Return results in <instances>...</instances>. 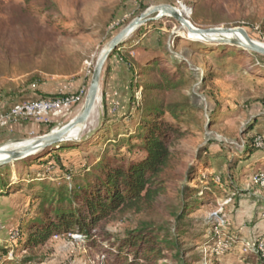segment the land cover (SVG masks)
<instances>
[{
    "label": "rangeland",
    "instance_id": "1",
    "mask_svg": "<svg viewBox=\"0 0 264 264\" xmlns=\"http://www.w3.org/2000/svg\"><path fill=\"white\" fill-rule=\"evenodd\" d=\"M143 4H148L145 10L140 0H0V104L14 103L12 93L34 78L46 82L41 86L45 94L74 95L84 90L80 105L50 123L52 131L67 125L82 109L97 61L111 40L160 5L186 7L190 11L186 19L197 29L242 28L252 40L264 44V0H145ZM214 36L192 38L171 17L139 27L106 63L100 104L80 140L62 144L77 148L50 152L51 164L33 157L0 172L13 185L6 190L0 187V248L9 249L8 260L17 264L27 257H33L28 264L112 263L105 257L106 243L95 246L78 232L74 238L57 235L33 253L25 251L20 223L34 215V195L40 189L37 185L30 190L29 180L71 182L64 178L84 175L105 151V139L114 141L117 133L125 139L137 120L120 119L128 110L130 79L123 61L145 67L156 59L184 75L188 84L173 99H189L195 106L190 111L196 125L175 146L178 154L166 174L167 194L142 215L119 217L108 225V232L117 239L147 227L165 229L164 235L175 237L183 229L178 249L166 251L158 264H264V56ZM159 40L161 46L154 53L144 50L143 46H156ZM222 51L224 59L218 57ZM149 81L138 79L140 85ZM104 89L109 115L102 103ZM137 97L142 99L143 90ZM34 138L1 141L0 146ZM252 146L257 149L254 153ZM109 148L112 156H141L125 144ZM197 199L200 202L179 224L176 215Z\"/></svg>",
    "mask_w": 264,
    "mask_h": 264
},
{
    "label": "trees",
    "instance_id": "2",
    "mask_svg": "<svg viewBox=\"0 0 264 264\" xmlns=\"http://www.w3.org/2000/svg\"><path fill=\"white\" fill-rule=\"evenodd\" d=\"M32 1L37 0H26L27 3ZM143 1L145 0H140L141 9L145 10L148 4H143ZM126 44L124 43L120 49L114 51L107 63ZM159 46H161L160 40L157 41L156 46L143 47L146 52L154 53ZM225 56L224 51L218 55L221 59ZM122 65L129 72L130 79L127 86L128 110L120 119L137 120L134 130L126 134L125 139L119 138L118 133L114 141L105 139L107 142L105 151L100 154L94 165L86 169L84 175L72 174L64 178V180L71 179V182H49L40 179L42 181L38 180L41 182L38 184L29 180L30 190L37 185L40 189L34 195L37 201L34 215L20 223L22 231L19 230V238L23 242L25 251L33 253L55 236L69 235L74 232L80 233L95 246L98 243L101 245L106 243L107 248L104 249V253L105 257L112 262L111 264H158L165 258L166 251L172 252L178 249V239L185 232L183 229H180L173 237L169 233L164 235L165 229L154 230L146 227L129 231L117 239H113L107 230L108 225L117 221L119 217L129 214L142 215L154 209L161 198L167 194L166 174L177 158L178 151L175 146L182 137L190 134L189 128L196 125V117L190 111L195 106L189 99L183 101L173 99L188 84L184 75L162 66L156 59L147 63L145 67L136 66L128 59H124ZM110 71L111 68L108 66L106 72L109 74ZM139 77H146L150 81L140 85ZM45 83L39 78L31 79L26 86L12 93L11 96L16 97L17 100L9 107L66 96L45 94L41 90V86ZM141 90H143V97L139 100L137 94ZM102 103L105 114L109 115L106 89L103 90ZM53 129V125H47L42 130L41 136L51 133ZM103 131L104 129L100 132ZM134 139L137 141L136 144L132 143ZM123 144L127 145L130 151L137 149L142 157L127 159L119 157L118 153L115 156L110 155L109 146L118 149ZM76 146L68 144L50 147L18 162L27 163L34 157L37 162L45 160L44 162L51 164V159H48L51 156L50 152L68 151L77 148ZM256 150V147L252 146L250 152L254 153ZM16 163L0 167V172L11 168ZM58 166L64 170L61 164ZM31 176L29 172L28 177ZM12 186L11 182L0 174V187L6 190ZM199 202L200 199H197L188 203L184 211L176 215L177 222L182 223L185 213ZM9 254L8 248H0L2 264H17L8 260ZM16 254L17 252L13 256ZM28 263H33V257H27L18 264Z\"/></svg>",
    "mask_w": 264,
    "mask_h": 264
},
{
    "label": "water",
    "instance_id": "3",
    "mask_svg": "<svg viewBox=\"0 0 264 264\" xmlns=\"http://www.w3.org/2000/svg\"><path fill=\"white\" fill-rule=\"evenodd\" d=\"M152 15H156L151 18ZM166 17H171L179 22L184 28L187 29L190 35L200 36L204 40H210L208 36L219 35L224 36L222 43L233 44L242 48H245L253 53L264 56V47L258 44H254L251 41L245 43L233 34L242 33L248 38V34L242 28H232V29H197L193 27L190 22L180 14L179 10L170 5H160L148 9L140 17L129 23L124 29H122L108 44L107 48L101 54L99 60L97 61L96 67L94 69L90 86L85 98L84 105L80 110L79 114L67 125L62 128L56 129L51 133L36 137L27 143L24 147H21L12 151H4L3 146H0V155L3 158L0 160V167L16 163L18 161L24 160L31 156L38 154L39 152L55 146H60L68 142H76L77 140H72L69 136L81 128H86L88 125L92 114L94 113L97 103L101 99V83L102 76L105 69V65L113 54L114 51L120 49V47L125 43L127 38L139 27L151 22L159 21ZM249 40V39H248ZM23 143V142H17Z\"/></svg>",
    "mask_w": 264,
    "mask_h": 264
},
{
    "label": "built area",
    "instance_id": "4",
    "mask_svg": "<svg viewBox=\"0 0 264 264\" xmlns=\"http://www.w3.org/2000/svg\"><path fill=\"white\" fill-rule=\"evenodd\" d=\"M85 91L74 95H66L51 100H38L16 104L6 110H0V129L6 128L12 122L35 120L52 123L66 117L73 108L84 100ZM74 238V234H69Z\"/></svg>",
    "mask_w": 264,
    "mask_h": 264
},
{
    "label": "crops",
    "instance_id": "5",
    "mask_svg": "<svg viewBox=\"0 0 264 264\" xmlns=\"http://www.w3.org/2000/svg\"><path fill=\"white\" fill-rule=\"evenodd\" d=\"M74 88H77V86ZM9 106H6L5 103H1L0 110H6L10 108ZM79 112L80 110H78L76 114L74 112V118ZM49 124L48 122H38L35 120L12 122L6 128L0 129V143H2L1 141L27 139L32 136L39 137L41 136L42 130Z\"/></svg>",
    "mask_w": 264,
    "mask_h": 264
},
{
    "label": "bare ground",
    "instance_id": "6",
    "mask_svg": "<svg viewBox=\"0 0 264 264\" xmlns=\"http://www.w3.org/2000/svg\"><path fill=\"white\" fill-rule=\"evenodd\" d=\"M180 14H182V16L184 18H186L187 15H190V11L186 8V7H183V10H179ZM191 24V23H190ZM192 25V24H191ZM193 26V25H192ZM194 27V26H193ZM186 29V28H185ZM187 30V29H186ZM247 33V32H246ZM248 34V33H247ZM234 37H236L237 39L245 42V43H248V42H252L254 44H258L260 46H263L264 47V44L260 43V42H257V41H254L252 40L249 35H248V38L245 37V35H243L242 33H235L233 34ZM192 38H195V39H199V40H204L203 38H201L200 36H195V35H190ZM214 35H210L208 36L209 39L210 37H212ZM219 36V35H218ZM218 36H214V37H218ZM224 37V36H223ZM249 39V40H248ZM100 104V100L99 102L97 103V106H96V109L98 108ZM85 130V128H81L80 130L76 131V132H73L69 138L72 139V140H77L81 137V134L83 133V131ZM30 140H27V141H24L23 143H14V144H8V145H4L3 147V150L4 151H12V150H16V149H19L21 147H24L25 145H27V143H29ZM3 158V156L0 155V160Z\"/></svg>",
    "mask_w": 264,
    "mask_h": 264
}]
</instances>
